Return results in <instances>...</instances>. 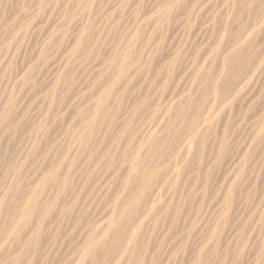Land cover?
<instances>
[{
	"label": "rangeland",
	"instance_id": "374dc122",
	"mask_svg": "<svg viewBox=\"0 0 264 264\" xmlns=\"http://www.w3.org/2000/svg\"><path fill=\"white\" fill-rule=\"evenodd\" d=\"M228 2L229 0H0V114L9 112L8 119L0 125V264H13L16 259L19 260L18 264H70L88 235L93 237L90 243L86 240L90 247L97 246L103 239L111 244L114 242L113 233L108 229H103L101 233L99 229L94 233L100 223L106 221L114 203L112 195L115 198L119 191V185L114 186L118 179L114 175L119 173L116 168L129 158L124 155L125 143L114 150V135L125 117L121 110L114 119V111L120 108L114 105V101L110 104L113 118L108 122L107 133L103 135V129L104 131L94 135V143L105 156L100 160L93 177L88 178L87 183L84 182L85 177H81L79 172L82 173L87 161L80 159L76 173L68 176L69 191L63 193L64 198L59 201L57 209H53L51 217L44 220L38 246L24 247L22 240L33 233L42 220L41 211L49 207L51 188H36L38 179L45 175L50 166L59 165L62 177L67 172L77 151L73 138L77 135L73 134L75 129H72L71 122L77 110L88 107L86 97L112 76L108 67L114 64L115 52L126 53L134 59L143 52L142 61L147 56L148 59L153 58L152 72L157 71L177 53L179 57L172 74L162 76L164 81L169 79L166 87L155 89L168 102L169 97L176 92L179 94L189 88L191 74L198 63L203 64L206 55L212 54L217 34L224 37L223 50L238 35V20L228 23V32L223 33L220 29L230 14L226 12ZM169 6L173 11L169 18L171 21L165 22L155 34L151 25L157 22ZM242 10V20L253 18L262 21L257 42L260 44L259 48L264 49V0H255L251 11L248 8ZM214 16L217 24L213 27L211 20ZM151 36L153 39L146 45V39ZM78 49L80 51L75 52ZM72 53L77 57L70 61ZM261 56L264 57V54H260ZM262 61L260 76L258 75L252 93L254 102H257L254 110L259 114L264 113V58ZM217 63H205L207 69H212L210 75L213 77L220 69L219 61ZM211 65L217 66L213 68ZM146 76L142 75L133 81L125 92L122 107L128 106L135 97L142 99L141 95L146 91L145 85L147 87L151 80V77ZM200 76L199 80L204 81L205 74L201 73ZM119 93L120 91L114 92L113 99ZM58 99L62 104L55 105L54 102ZM243 101L246 102L245 99ZM239 111L241 115H238ZM245 112L237 106L235 115L228 118L226 114L218 123L217 136L226 131V136H230V145L224 158L216 156L219 159L214 161L211 158L207 165L214 168V173L205 191V199L200 201L197 192L190 205L193 208L190 211L194 210L191 216L196 218L195 232H187V222L185 228L179 226L171 233L170 238L168 236L162 241L156 236L150 240H147L146 235L142 237L140 248L150 242L146 255L148 258L152 254L157 255L159 259L156 264H196L197 245L203 240L205 229L214 219L211 215L219 208L220 202L216 201V196L223 195V188L219 187L227 174H231V159L237 147L252 133L254 125L250 123L253 121L247 118L246 121L243 120ZM148 113L145 111L139 122H136L132 136L135 139L141 129L149 127ZM85 124L86 120H79L77 127L86 135ZM36 140L39 142L35 145ZM45 142H48L50 148L45 147ZM132 143L129 145L130 151L135 145ZM209 144L211 146L212 141ZM210 146L207 147V155L210 153ZM248 170L249 175L241 181L240 188L246 189L250 200L244 203L246 201L241 200L240 190H237L233 207L228 211L230 225L226 226L224 233L225 238L231 233L227 242L234 248L240 240L239 233L235 232L236 225H240L239 218L242 221L249 219L251 224L244 238L247 239V245L240 257L219 252L206 264H256L264 261L260 246L261 235L255 230L259 214L264 213V158H257ZM35 193L38 201L28 204L27 201ZM79 193L81 199L77 205L73 203V195ZM184 195L186 194H180L177 200H185ZM169 198L170 195L166 196L163 202ZM175 199L174 197L172 201ZM64 201L67 209L73 206L59 220ZM258 201H262V204ZM81 208H84L83 216L82 211H79ZM217 219L218 216L214 220L218 221ZM95 223H99L98 226L94 227ZM16 230L21 232L22 239L12 233ZM96 251L95 258L98 261L106 257L104 250ZM162 260L164 262L161 263ZM92 262L90 258L86 264Z\"/></svg>",
	"mask_w": 264,
	"mask_h": 264
},
{
	"label": "bare ground",
	"instance_id": "6f19581e",
	"mask_svg": "<svg viewBox=\"0 0 264 264\" xmlns=\"http://www.w3.org/2000/svg\"><path fill=\"white\" fill-rule=\"evenodd\" d=\"M254 2L255 0H229L226 12H229L231 15L229 14L226 17L225 23L220 29L223 33L228 32V23L238 20L240 24L238 35L223 50L224 37L217 34V42L212 47V54L214 56L210 53L206 57L204 56L205 59H202L203 64L199 65L198 63L197 68L195 67L196 70L191 74L189 88L179 94H176V92L169 97L168 102L163 99L165 96L163 97L161 93L155 92V89L166 87V82L169 79L164 81L162 76L163 74H172V69L179 57V55H176L177 53L155 72L151 71V61H153V58L149 57L148 59L147 56L146 60L142 61V57H144L143 52L136 59L130 58L131 56L129 57L126 53H114V64H110L108 67L111 69L112 76L105 80L104 84L100 83L98 87H95L96 89L93 91V94L86 97V99L84 98L89 104L88 107L77 110L71 122L72 129H75L73 134L77 135L73 136L77 151L75 158L68 165L67 172L65 171L62 177L59 165L50 166L46 170L45 175H41L38 179L36 188L39 190L47 187L51 188L48 202L49 207L41 211L43 213L41 215L42 220L36 225L33 233L27 235L25 240H22L24 247L30 246L36 248L38 246L44 228V220L51 217L53 209H57L59 201L63 200V193L69 191V177L76 173L79 160L83 158L87 161V166H84L85 168H83L82 173L79 172L81 177H85V183L95 173L105 153L101 154L96 143H94V135H97L103 129L105 130H103V135L107 133L108 122L113 118L110 104L111 101H114V105L120 107L117 109L118 111H114V119L121 110H123L125 115L122 125L119 126L120 129L114 135V150L120 148L125 143L124 155L125 157L129 156V158L127 162L121 163L119 168H116V171L119 173L114 175V178H118H116L117 182L115 181L114 184L116 185L114 186L117 187L119 185V191L115 198L112 195L114 203L106 221L103 224L100 223V226H98L99 223H95L94 225V227L98 226L94 230V233L99 229V233L103 229L112 231L114 242L111 244L103 239L97 243V246L90 247L87 245L86 240L90 243L93 237L88 235V239L84 240L82 247L77 250L70 264H86L90 258L93 261L91 264H148L147 262L149 264H156L159 259L157 255L152 254L150 258L146 255L150 242L145 243L142 249L140 248V241L144 235H146L147 240L156 236L162 241L168 236L170 238L171 233L175 232L179 226L185 228L184 225L187 222V232H195L196 218L194 215L191 216L194 210L190 211L193 209L190 205L194 202L197 192H199L200 201L206 197L205 191L214 173L213 167H207L210 159L212 158L214 161L224 158L226 155L230 145V136H226V131L217 136V132H219L218 123L221 117L226 114H228V118L232 117L231 115L234 114L237 106L241 110L246 111L243 114V120L246 121L245 118L252 120L253 123L250 124L254 126L250 136L244 138V141L237 147L235 155L231 159L233 164L231 174H227V177L224 178L219 187L220 189L223 188V195L216 196V201L220 202L219 208L211 215L214 216V219L218 216L219 219L217 220L219 222L211 217L213 221L212 223L209 222L210 225L205 229L203 240L197 245L198 253L195 255V262L196 264H206L212 256L219 252L227 256L234 255L240 257L242 255L243 249L247 245V239L244 238L246 233H248L251 221L249 219L242 221L239 218L240 225H236L235 232L239 233L240 240L234 248L227 242L231 233L227 238H225L224 233L226 232L225 229H227L226 226L230 225L228 223L231 217H229L228 211L233 207L234 199L238 194L237 190H240L241 200L243 202L246 201L244 203L250 200L249 194L245 192L246 189L240 188L241 181L249 175V170L247 171L248 167L251 166L252 162L255 164L257 158H264V113L259 114L254 110L257 102H254L252 96L255 90L253 86L256 84L258 75L260 76L262 59L264 58L262 57L263 55L260 57V54H264V49L259 48L260 44L257 42L262 21H257L253 18L244 21L241 16L243 15L242 9L248 8L251 11ZM172 12V7H167L162 16L157 19V22L151 25L155 34L158 33L157 30L165 22L170 20ZM215 18L214 16L211 20L213 27L217 24ZM152 36L154 37V34ZM152 36L146 39V45L151 42ZM78 51L80 50L78 49L75 52ZM76 57V54L72 53L70 61ZM207 61L214 64H218L217 62L219 61L220 69L215 77L210 75L212 69L205 67ZM211 66L213 67L214 65ZM201 73L205 74L203 77L205 78L204 81L199 80ZM142 75L151 77L149 85L147 87L145 85L146 91L141 95L142 99L135 97L131 103H128V106L122 107L125 92L131 87L133 81ZM116 91H120V93L119 95H115L113 99L112 94ZM56 103L60 105L62 101L58 99V101L54 102L55 105ZM145 111L149 112L148 114L150 115V117L146 116L150 119H148L150 121L149 127L144 130L141 129V132L137 135L138 138L135 139L132 137L134 136V126L136 122H139L140 116L144 115ZM7 113L9 115V112ZM7 113L0 114V125L8 119ZM238 115H241V111H239ZM79 120H86L84 129L86 135L77 127ZM226 126L228 127L227 124ZM37 140L35 141V145L39 142ZM210 141H212V147L209 144ZM45 143V147L50 148L48 142ZM130 143H135L132 151H130ZM208 146H210L211 150L209 149L210 153L207 155ZM216 156L219 158H216ZM55 170L58 171L56 172ZM189 174L192 175L189 176ZM75 191L77 190L75 189ZM184 193L186 194L184 195L186 199L178 201L179 195ZM61 195H63L62 198ZM168 195H170V198L166 202H163L164 198ZM73 197L74 204H77L81 199L80 193L73 195ZM174 197L176 199L172 201ZM37 201L38 196L35 193V196L31 197L27 202L28 204H35ZM258 202L260 205L262 204V201ZM64 203L65 201L60 208L61 215L59 220L63 219L66 212L73 206L71 205L67 209L68 207ZM66 203L68 202L66 201ZM83 209L79 210L82 211V216ZM256 223L258 224L255 230H258V233L261 235L260 246L264 253L263 212L259 214ZM59 227L60 225L57 228ZM12 233L15 237L22 239L20 231L16 230ZM96 249H102L106 252V257L103 260L98 261L95 258ZM262 257H264V254ZM18 262L19 260L16 259L13 264H18ZM162 262L164 261L162 260ZM256 264H264V261L261 263L256 262Z\"/></svg>",
	"mask_w": 264,
	"mask_h": 264
}]
</instances>
